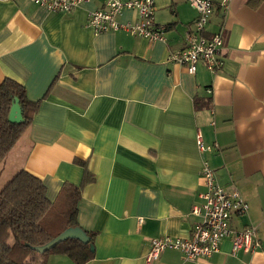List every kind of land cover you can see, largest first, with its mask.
Instances as JSON below:
<instances>
[{
	"label": "crops",
	"instance_id": "0c3cea01",
	"mask_svg": "<svg viewBox=\"0 0 264 264\" xmlns=\"http://www.w3.org/2000/svg\"><path fill=\"white\" fill-rule=\"evenodd\" d=\"M166 40L128 30L95 32L85 0L50 11L32 0H0V83L10 77L38 102L28 129L0 163V189L20 169L41 179L56 202L67 184L82 185L78 225L94 232L84 264H264V0H220L205 28L222 27L223 64L195 73L169 54L186 44L197 17L187 0H154ZM123 9L121 22H135ZM211 89V92H209ZM201 134L211 150H200ZM203 160L216 181L238 189L248 210L231 224L257 227L260 244L232 251L229 238L208 257L167 248L147 262L150 241L188 237L206 186ZM8 171V172H5ZM35 264H76L63 253L38 254Z\"/></svg>",
	"mask_w": 264,
	"mask_h": 264
},
{
	"label": "built area",
	"instance_id": "2783aa9c",
	"mask_svg": "<svg viewBox=\"0 0 264 264\" xmlns=\"http://www.w3.org/2000/svg\"><path fill=\"white\" fill-rule=\"evenodd\" d=\"M45 6L50 11H71L85 0H32ZM197 10V17L186 31V44L169 54L173 62L184 65L190 73H195L197 63L201 61L211 72L216 73L223 64L222 27L211 36L205 35V28L212 16L216 0H187ZM231 0H220L224 12L229 9ZM135 9L139 18L135 22H121L118 15L123 9ZM88 23L95 32L109 30H128L131 34L141 36L151 42L165 41L167 26L155 21L154 0H105V7L90 12ZM211 92V89H209ZM199 149L211 150L214 145H206L197 137ZM206 190L202 193L204 202L194 204L191 212L202 218L193 226L188 237L163 235L150 241V248L145 260L151 262L159 258L167 248L180 250L187 258L208 257L219 250L220 243L229 238L232 251L239 249L253 250L259 246L257 227L246 225L242 229L234 228L231 219L234 215L244 214L248 203L238 189L226 190L215 178L214 169L207 160H203L200 171Z\"/></svg>",
	"mask_w": 264,
	"mask_h": 264
},
{
	"label": "trees",
	"instance_id": "16d2710c",
	"mask_svg": "<svg viewBox=\"0 0 264 264\" xmlns=\"http://www.w3.org/2000/svg\"><path fill=\"white\" fill-rule=\"evenodd\" d=\"M18 97L24 120L8 119L14 98ZM38 102L28 99L23 84L6 77L0 83V163L28 129ZM82 185L67 184L56 202L46 195L41 179L25 169L17 171L0 189V264H35L28 261L33 246L47 243L69 226L78 225L77 203ZM88 232V231H87ZM89 243L75 238L59 242L46 253H63L76 264H84L94 256V232Z\"/></svg>",
	"mask_w": 264,
	"mask_h": 264
},
{
	"label": "water",
	"instance_id": "95a60500",
	"mask_svg": "<svg viewBox=\"0 0 264 264\" xmlns=\"http://www.w3.org/2000/svg\"><path fill=\"white\" fill-rule=\"evenodd\" d=\"M8 119L11 122H17V123L22 122L24 120L22 108L20 106V100L18 97L14 98V101L10 108ZM68 238H75L84 243H89L91 236L86 230H84L79 225L69 226L68 228H66L64 231H62L56 237L52 238L47 243L39 246H33V249L39 253H44L52 249L59 242L64 241ZM91 250L94 251V246L92 244H91Z\"/></svg>",
	"mask_w": 264,
	"mask_h": 264
},
{
	"label": "rangeland",
	"instance_id": "374dc122",
	"mask_svg": "<svg viewBox=\"0 0 264 264\" xmlns=\"http://www.w3.org/2000/svg\"><path fill=\"white\" fill-rule=\"evenodd\" d=\"M5 172H8V171H5ZM38 254H41V255H46L47 253L46 252H44V253H39V252H37V251H33L32 253H31V255L28 257V261L29 262H31L32 260H33V258H35L36 256H39Z\"/></svg>",
	"mask_w": 264,
	"mask_h": 264
}]
</instances>
